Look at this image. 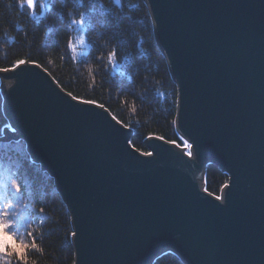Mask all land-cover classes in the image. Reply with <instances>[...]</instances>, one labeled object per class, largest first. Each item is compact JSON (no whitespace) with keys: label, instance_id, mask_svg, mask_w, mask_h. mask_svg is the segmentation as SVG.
Returning <instances> with one entry per match:
<instances>
[{"label":"water","instance_id":"water-1","mask_svg":"<svg viewBox=\"0 0 264 264\" xmlns=\"http://www.w3.org/2000/svg\"><path fill=\"white\" fill-rule=\"evenodd\" d=\"M143 2L191 149L153 135L135 149L129 127L29 62L0 72L2 138L23 139L53 178L77 233L71 264H151L167 250L182 264H264V0ZM208 164L226 175L218 195L203 192Z\"/></svg>","mask_w":264,"mask_h":264},{"label":"trees","instance_id":"trees-1","mask_svg":"<svg viewBox=\"0 0 264 264\" xmlns=\"http://www.w3.org/2000/svg\"><path fill=\"white\" fill-rule=\"evenodd\" d=\"M17 4L0 0V72L20 60L40 66L66 93L103 104L130 128L128 141L141 152H147L143 139L149 135L183 144L172 123L176 87L143 0H45L35 14ZM113 52L110 62L108 54ZM7 123L0 93V198L7 195L9 203L18 202L20 220L27 222L20 232L31 231L36 237L28 264H71L67 208L52 177L33 161L23 140L2 138ZM9 178L22 186V193L10 189ZM225 182L226 175L215 165L205 166L203 189L207 186V192L218 195ZM20 204L29 207L21 209ZM151 264L182 262L167 250Z\"/></svg>","mask_w":264,"mask_h":264},{"label":"snow or ice","instance_id":"snow-or-ice-1","mask_svg":"<svg viewBox=\"0 0 264 264\" xmlns=\"http://www.w3.org/2000/svg\"><path fill=\"white\" fill-rule=\"evenodd\" d=\"M18 7H22L27 9L28 12L35 14L38 8H43L45 6V0H18ZM72 24H80L81 26L84 24L83 20L80 21H71ZM81 44L84 43L83 38L80 41ZM71 47V43L69 44ZM75 50V49H73ZM116 55L115 52L108 54V59L111 62L112 58ZM25 61L20 60L17 62V64H24ZM67 96L71 98L72 101H77L78 98L74 95H72L71 92L67 93ZM176 100H179V95L175 96ZM79 103L92 105L95 102L90 100H82L79 101ZM100 109H104V105L100 104L98 105ZM171 107L175 108L176 104L173 103ZM112 119H115V117H112ZM173 124H176L177 121L173 120ZM160 139H163L162 137ZM183 144L187 149L192 148V144L188 142V140L184 139L183 137H180ZM189 139H193L192 137H189ZM193 142H195L193 140ZM145 155L151 156L152 153H146ZM187 155L189 157L193 156L192 151H188ZM9 186L10 189H13L16 193H22L23 189L20 184H17L15 180H12L9 178ZM227 187V185H225ZM207 186L204 187L203 192H207ZM208 195H211V193H208ZM215 201L222 200L221 196H215ZM214 202V201H213ZM17 203H9L8 196L5 195L2 198H0V264H28V252L30 249H36V237L33 235L31 231H25L24 233L20 232V227L25 226L27 223L26 221L20 220V213L17 211ZM19 207L21 209L25 207H29L28 205L20 204ZM44 209L40 208L39 213H43ZM71 235L75 237L77 233L75 231L71 232ZM25 237L29 238L31 240V243L28 242V240L25 239Z\"/></svg>","mask_w":264,"mask_h":264},{"label":"rangeland","instance_id":"rangeland-1","mask_svg":"<svg viewBox=\"0 0 264 264\" xmlns=\"http://www.w3.org/2000/svg\"><path fill=\"white\" fill-rule=\"evenodd\" d=\"M78 40H81V38H79ZM156 42V41H155ZM157 45V44H156ZM11 68V67H10ZM0 85H2V87L5 89V76H3V75H1L0 74ZM80 100V99H79ZM96 104V103H95ZM98 105V104H97ZM9 129H11V127L9 128ZM17 133V132H16ZM21 139V138H20ZM21 140H23V139H21ZM23 142H24V144H26L25 143V141L23 140ZM25 148H26V145H25ZM53 179V178H52ZM53 183H54V181H53Z\"/></svg>","mask_w":264,"mask_h":264},{"label":"bare ground","instance_id":"bare-ground-1","mask_svg":"<svg viewBox=\"0 0 264 264\" xmlns=\"http://www.w3.org/2000/svg\"><path fill=\"white\" fill-rule=\"evenodd\" d=\"M176 133H177V131H176ZM177 135H178L179 137H181L178 133H177ZM6 140H9V139H6ZM177 146H180V147H184V148H186L184 144H182V145H177ZM184 150H185V152H186V154H187V149H184Z\"/></svg>","mask_w":264,"mask_h":264}]
</instances>
